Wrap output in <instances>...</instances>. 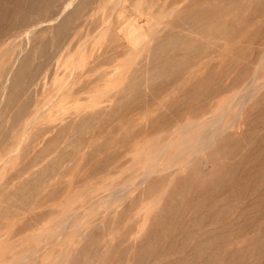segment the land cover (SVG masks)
<instances>
[{
  "label": "rangeland",
  "instance_id": "374dc122",
  "mask_svg": "<svg viewBox=\"0 0 264 264\" xmlns=\"http://www.w3.org/2000/svg\"><path fill=\"white\" fill-rule=\"evenodd\" d=\"M0 264H264V0H0Z\"/></svg>",
  "mask_w": 264,
  "mask_h": 264
},
{
  "label": "bare ground",
  "instance_id": "6f19581e",
  "mask_svg": "<svg viewBox=\"0 0 264 264\" xmlns=\"http://www.w3.org/2000/svg\"><path fill=\"white\" fill-rule=\"evenodd\" d=\"M68 6H69V4H68V5L66 6V8L64 9V12H65V10L68 8ZM46 30H47V29H46ZM31 33H32V32H31ZM23 50H24V49H23ZM17 79H18V77H17ZM17 82H18V81H17ZM11 83H12V81H11ZM16 84H17V83H16ZM5 91H6V90H5ZM8 91H9V90H8ZM203 141H204V140H202V142H203ZM200 142H201V140H200ZM200 142H199V143H200ZM193 151H194V149H193ZM203 152H204V149H203ZM191 155H192V154H191ZM197 157H198V156H197ZM186 158H187V157H186ZM195 159H196V158H195ZM155 160H156V159H155ZM187 160H188V159H187ZM156 166H157V165H156ZM156 166H155V167H156ZM173 167H174V166H173ZM152 169H155V168H152ZM160 169H161V168H160ZM146 170H147V169H146ZM161 171H162V170H161ZM24 194H25V193H24ZM10 202H11V201H10ZM7 209H8V208H7ZM61 235H62V234H61ZM61 235H60V237H61ZM56 237H57V236H56ZM55 239H56V238H55ZM58 240H59V239H58ZM66 240H67V239H66ZM66 240H65V242H67ZM72 240H73V238H72ZM60 242H62V241H60ZM60 245H62V244L60 243ZM28 252L30 253L31 251H28ZM23 254H24V253H23ZM21 255H22V254H21ZM21 255H20V256H21ZM27 255H28V254H27ZM28 256H29V255H28Z\"/></svg>",
  "mask_w": 264,
  "mask_h": 264
}]
</instances>
